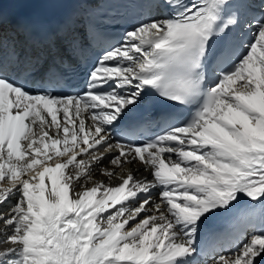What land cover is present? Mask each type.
<instances>
[{
	"label": "snow or ice",
	"instance_id": "obj_1",
	"mask_svg": "<svg viewBox=\"0 0 264 264\" xmlns=\"http://www.w3.org/2000/svg\"><path fill=\"white\" fill-rule=\"evenodd\" d=\"M155 6L169 15L105 49L75 95L40 55L14 59L34 87L0 63V184L12 182L0 186V244L10 245L0 264H191L205 221L246 213L242 198L264 201V0ZM3 24L0 6V36ZM74 25L65 14L14 35L72 46ZM142 104L193 110L139 141L129 114ZM211 264H264V228Z\"/></svg>",
	"mask_w": 264,
	"mask_h": 264
},
{
	"label": "bare ground",
	"instance_id": "obj_2",
	"mask_svg": "<svg viewBox=\"0 0 264 264\" xmlns=\"http://www.w3.org/2000/svg\"><path fill=\"white\" fill-rule=\"evenodd\" d=\"M160 18V17H158ZM2 38H8V43L10 44V46H13L14 44L12 43V39L16 38L15 35L11 36L10 35V31L8 27H3V34L2 36H0V42L3 40ZM20 42V41H19ZM3 44V42H2ZM14 49H17V46H14ZM132 167L134 170L136 168H139V171H137L136 174V178L137 179H143L145 177H147L148 179H151L150 173L144 171V169L142 167H140L139 165H132L130 166ZM31 175V174H29ZM95 179L100 180V179H104L106 181L105 177H102L99 175V173L97 172L95 174ZM116 181L113 180V183H115ZM158 190H153V196L155 198L156 193ZM249 218L252 219L253 222L256 223V221L258 220V217L255 214H251L249 215ZM208 227H211V222L205 221L204 225L201 227L200 232L198 233V237H197V249L202 246L200 252H203V249L206 247V245L211 244L213 241L217 240L216 236H212L209 232H208ZM246 227H249V223H246ZM0 228H3V225L0 224ZM249 232V235H251L254 231H259L260 229L256 227V225H254L252 228H248L247 229ZM204 243V245H202ZM10 245H3L0 244V248L3 247H8ZM226 245H222L221 243L219 244V246L217 247V251L215 252L214 255H212V257H209V261L207 264H211L212 260L214 258H218V256L220 255H231L232 252H234L233 250H228V248H226ZM194 263H198V264H206V262H204L197 254H195L192 259H191V264Z\"/></svg>",
	"mask_w": 264,
	"mask_h": 264
},
{
	"label": "rangeland",
	"instance_id": "obj_3",
	"mask_svg": "<svg viewBox=\"0 0 264 264\" xmlns=\"http://www.w3.org/2000/svg\"><path fill=\"white\" fill-rule=\"evenodd\" d=\"M11 183L10 181H6L4 182V184H0V186H3V187H10L11 186Z\"/></svg>",
	"mask_w": 264,
	"mask_h": 264
}]
</instances>
